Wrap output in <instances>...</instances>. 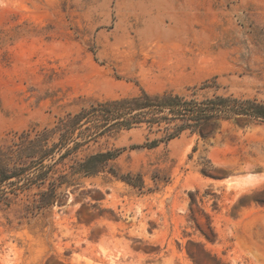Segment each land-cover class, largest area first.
I'll use <instances>...</instances> for the list:
<instances>
[{
    "label": "rangeland",
    "instance_id": "obj_1",
    "mask_svg": "<svg viewBox=\"0 0 264 264\" xmlns=\"http://www.w3.org/2000/svg\"><path fill=\"white\" fill-rule=\"evenodd\" d=\"M142 91L181 101L102 105ZM220 97L264 105V0H0V264H264V119Z\"/></svg>",
    "mask_w": 264,
    "mask_h": 264
},
{
    "label": "trees",
    "instance_id": "obj_2",
    "mask_svg": "<svg viewBox=\"0 0 264 264\" xmlns=\"http://www.w3.org/2000/svg\"><path fill=\"white\" fill-rule=\"evenodd\" d=\"M219 102H213L212 101V105H216V107H222L221 110H226L227 108L232 110L233 112H235L236 114H238V112H236L237 110H239L237 107L240 108V110L243 111V113L245 114H249L251 116H255V117H260L264 119V105L263 104H258L252 100L249 99H245L240 103L239 106L235 107L233 106H228L227 105V98H223L220 97L218 98ZM181 101V97L179 95L176 94H171V93H164V94H154V95H149L148 93H146L145 91H142L140 93V95L138 96H134L131 98H120V99H114L111 101H107L102 103L106 104V105H112L116 108V112H111L108 111V115H116V117L121 116V114H125L127 112H130V110H133L134 108H142V107H146V106H151V105H155V106H161V105H165V104H172V103H177ZM122 106V112H117V108L119 109ZM220 110V109H219ZM111 112V113H110ZM90 114V113H89ZM89 114H87L88 118H89ZM213 115V112L206 114L205 116H207L208 118L210 116ZM83 117H86V115L84 113H78L75 114L73 117L71 118H67V121L64 122L69 123V122H73L74 121H78L80 119H82ZM90 119V118H89ZM172 138V136L167 137L166 139H170ZM34 142V141H32ZM156 144H158L157 140H152L149 144L148 147L151 146H155ZM25 145H32L31 140L28 141V144ZM22 146H20L19 150L22 149ZM102 158L104 161H107L109 159L113 158V155L110 152H99V153H95L93 155L88 156L85 161H84V165H88L91 163V161L95 160V159H99ZM6 160L4 158H1L0 156V181L1 180H6L8 178H10L13 174L14 171H9L5 165H6ZM22 169H20L19 172H15V173H20L22 172ZM96 169H90V168H85V173L86 174H92L93 172H95Z\"/></svg>",
    "mask_w": 264,
    "mask_h": 264
},
{
    "label": "crops",
    "instance_id": "obj_3",
    "mask_svg": "<svg viewBox=\"0 0 264 264\" xmlns=\"http://www.w3.org/2000/svg\"><path fill=\"white\" fill-rule=\"evenodd\" d=\"M187 73V72H185ZM190 74H192V72H190ZM179 81H181V83H186L191 81V78H187V76H185L184 78L179 79ZM166 87L156 90L155 93H163ZM177 91V90H176ZM173 138L168 139V141L172 140ZM185 141L184 140H179L177 142L173 143L174 149L178 150L183 148V146H185ZM160 144V143H159ZM158 146V145H157ZM224 158H220V161H224ZM237 175H226L225 177H220V178H210L207 182H205V184L207 186H213V187H218V188H222L226 186V183L228 181L233 182L235 178H237ZM243 177V175H242ZM252 185H249L247 187V191L240 193V197L242 198H247L249 195L248 193H250L252 191ZM238 212V216L234 219V223L236 225L239 226H255L257 225L256 221H257V216L259 214L264 213V207H257L254 203H252L251 200H249L248 202H243V204H241L240 209L237 211Z\"/></svg>",
    "mask_w": 264,
    "mask_h": 264
}]
</instances>
